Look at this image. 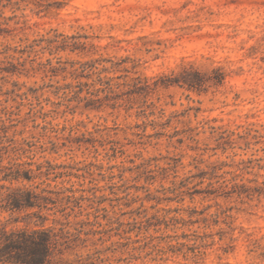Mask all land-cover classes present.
<instances>
[{
  "label": "rangeland",
  "instance_id": "1",
  "mask_svg": "<svg viewBox=\"0 0 264 264\" xmlns=\"http://www.w3.org/2000/svg\"><path fill=\"white\" fill-rule=\"evenodd\" d=\"M48 1H57L58 7L44 16L30 8L0 5V169L28 163L33 169L52 167V172L70 175L63 184L62 178L50 181L51 186L83 187L87 194L104 195L107 206L108 199L128 193L127 198L138 199L132 208L143 201L148 214L161 216L166 209L181 207L167 199L174 196L168 190L172 180L178 183L197 173L194 165L203 168L209 161L229 160L220 151L211 158V151L198 156L189 149L195 145L186 139L189 129L200 131L198 145L203 148L206 143L214 145L202 132L206 120L231 129L246 122L264 124V0ZM53 30L64 35L84 33L94 43L108 46L89 56L58 50L45 41L53 37ZM126 55L141 59L138 70L149 76L175 75L184 63L200 70L220 64L233 72L223 85L207 92L177 85L158 87L145 103L133 99L114 108L88 109L72 98L67 86L78 81L72 75L73 62ZM103 64L109 66L104 62L99 66ZM174 130L180 134L172 137ZM174 158L182 163L176 167V178L172 170L164 169ZM205 185L206 181L199 187ZM148 193L160 203L146 200ZM218 201L234 207L238 237L232 251L224 254L216 244L198 264H264V238L259 246L253 241L264 234V199ZM187 205L198 209L210 205V213L216 208L214 200L195 196L191 202L188 194ZM22 214L0 211V221L8 228L21 226L22 222L11 221ZM182 215L187 217L185 212ZM137 264L195 263L178 258Z\"/></svg>",
  "mask_w": 264,
  "mask_h": 264
},
{
  "label": "trees",
  "instance_id": "2",
  "mask_svg": "<svg viewBox=\"0 0 264 264\" xmlns=\"http://www.w3.org/2000/svg\"><path fill=\"white\" fill-rule=\"evenodd\" d=\"M56 3L48 0H0L2 7L9 5L15 10L30 8L38 16L58 7L54 6ZM22 17L26 15L22 14ZM53 31V37L45 41L58 50L89 56L108 46L94 43L93 38L84 33L64 35ZM103 62L109 66L103 64L100 67ZM141 64V59L129 55L117 60L105 57L78 60L72 63V75L78 79L77 84L67 87L72 98L78 103L83 102L84 108H114L133 99H142L145 103L146 97L158 87L177 85L198 93L207 92L223 85L233 72L220 64L212 65L209 70H200L193 63H184L175 75L149 76L139 72ZM81 78L85 80L80 81ZM204 124L206 130L202 132L208 133L207 139L214 145L206 143L201 148L197 138L200 131L194 128L186 134V139L195 143L189 149L196 151L198 156L211 151L209 158L220 151L219 155H225L229 160L209 161L203 168L194 165L197 173L183 177L178 183L172 180L173 186L168 190L174 196L167 199L178 202L181 207L166 209L161 216L148 214L143 201L132 208V203L138 199L127 198L128 193L108 199L107 206L104 195L87 194L88 190L83 187L51 186L50 181L62 178L60 183L63 184L66 181L64 177L70 175L52 172V167L43 170L42 165H37L33 169L28 163L27 166L17 164L15 168H1L0 181L8 185L0 183V211L23 214L11 221L13 224L22 222L21 226L8 228L0 221V264H137L166 263L178 258L198 264L205 260L216 244L224 254L232 251L238 237L236 231L240 228L235 223L234 207L223 206L218 200L234 199L249 203L264 199V124L246 122L235 129L212 124L209 120ZM179 134L174 130L171 136ZM178 142H182L181 137ZM228 151L232 154L227 155ZM197 155L193 156L194 160H198ZM235 156L240 158L235 160ZM174 159L173 164L168 163L164 169L172 170V176L176 178V167L182 163ZM203 162L205 160L199 159V163ZM51 173L54 174L52 178ZM35 179L39 182L34 183ZM204 181L205 187H199ZM189 184L192 186L184 190ZM186 194L191 202L195 196L214 200L215 210L208 212L210 205L201 209L195 205L184 206ZM146 200L160 203V198L149 193ZM154 207L155 204L151 205ZM262 238L264 234L254 238L255 246H259L257 242ZM222 241L225 245L220 244Z\"/></svg>",
  "mask_w": 264,
  "mask_h": 264
}]
</instances>
